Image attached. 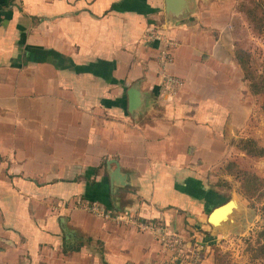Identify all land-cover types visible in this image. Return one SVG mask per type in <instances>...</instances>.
<instances>
[{"label":"crops","instance_id":"1","mask_svg":"<svg viewBox=\"0 0 264 264\" xmlns=\"http://www.w3.org/2000/svg\"><path fill=\"white\" fill-rule=\"evenodd\" d=\"M163 5L0 0V264L164 258L153 234L115 214L179 234L182 264H213L207 217L230 198L210 170L250 116L249 93L210 22L220 4L196 0L182 25ZM165 40L176 43L165 72L182 82L172 95L161 85Z\"/></svg>","mask_w":264,"mask_h":264},{"label":"rangeland","instance_id":"2","mask_svg":"<svg viewBox=\"0 0 264 264\" xmlns=\"http://www.w3.org/2000/svg\"><path fill=\"white\" fill-rule=\"evenodd\" d=\"M212 1L220 4V12L210 17L214 30H221L224 45L232 49L237 61L238 54L246 57L245 63L250 69V76L253 74L257 77L264 65V34L258 32L257 27L240 8L242 4L247 5L248 0ZM202 19L207 17L203 16ZM249 74L244 85L246 94L249 93L250 116L233 135L229 133L231 138L227 141L224 159L210 170L212 177L208 180L212 186L223 191L226 197L234 198L238 204L228 220L221 226L212 228L211 237L214 238V243L210 246V253L218 264H257L259 261L256 248L261 241L258 233L264 228V200L244 197L238 177V171H242L255 173L264 179V156H250L240 148V141L244 138H252L258 145L264 146V97L263 94L252 91L251 82L254 78H250ZM230 161L235 165L228 168Z\"/></svg>","mask_w":264,"mask_h":264},{"label":"built area","instance_id":"3","mask_svg":"<svg viewBox=\"0 0 264 264\" xmlns=\"http://www.w3.org/2000/svg\"><path fill=\"white\" fill-rule=\"evenodd\" d=\"M152 38L161 39L157 35ZM174 45H176L174 41L165 40L159 57L161 66L160 74L162 78L161 85L163 87V91L171 95L178 91L182 85V82L177 77L165 72L166 66L172 62V56L169 52V48ZM86 208L93 213L102 215L104 218H111V214L104 211L97 204L88 205ZM113 218L118 222L131 224L138 231L149 232L157 238L160 245V251L164 255V258L156 261L154 264H182L189 260L185 256L186 253L184 248L186 245L184 239L176 232L168 230L164 225L155 223L152 220H141L130 214H115L113 215Z\"/></svg>","mask_w":264,"mask_h":264},{"label":"trees","instance_id":"4","mask_svg":"<svg viewBox=\"0 0 264 264\" xmlns=\"http://www.w3.org/2000/svg\"><path fill=\"white\" fill-rule=\"evenodd\" d=\"M240 8L246 14L248 19L254 23L258 32L264 34V0H248V4H242ZM243 53L246 56V53ZM237 58L238 63L242 67L243 77L245 80L247 79V74L250 73V69L245 63L246 57L242 56V54H238ZM250 78H254L251 82L252 91H254L255 94H263L264 97V65L260 75L254 77V75L251 74ZM240 148L250 156H264V146L258 145L252 138L241 139ZM231 165H235V163L230 161L227 167H232ZM238 177L240 181V191L244 197L248 199L262 198L264 200V179L262 177L252 172L242 171H238ZM262 210L264 211V206ZM258 237L261 241L256 248L257 256L259 257L257 264H264V228L259 231ZM213 264H218V261L216 260L214 262L213 260Z\"/></svg>","mask_w":264,"mask_h":264},{"label":"water","instance_id":"5","mask_svg":"<svg viewBox=\"0 0 264 264\" xmlns=\"http://www.w3.org/2000/svg\"><path fill=\"white\" fill-rule=\"evenodd\" d=\"M196 0H163V8L165 19L167 22L182 25L189 22V18L192 15ZM129 107L132 110L134 107L140 104V98L136 89L131 88L129 90ZM119 174V168L113 173V179H116ZM238 207V204L234 198H230L226 202L214 207L208 214L207 221L214 228L221 226L223 222L230 218V214Z\"/></svg>","mask_w":264,"mask_h":264}]
</instances>
